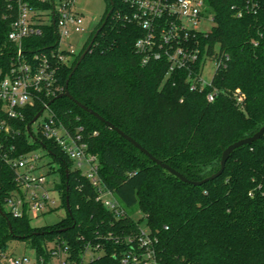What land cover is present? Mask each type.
<instances>
[{
  "label": "trees",
  "instance_id": "obj_1",
  "mask_svg": "<svg viewBox=\"0 0 264 264\" xmlns=\"http://www.w3.org/2000/svg\"><path fill=\"white\" fill-rule=\"evenodd\" d=\"M106 2L98 26L70 64L58 63L54 56L53 27L46 26L42 37L25 41V47L45 53L57 69L64 93L81 55L99 31L70 79L73 100L61 98L51 107L63 122L79 117L76 125L84 126L87 133L98 132L89 139V151L97 155L100 177L126 215L117 218L97 201L90 181L54 142L30 143L28 127L43 109L38 105L24 110V120L16 122L20 135L14 143L20 153L41 148L40 142L47 148L58 165L56 170L48 164V174L60 176L55 189L67 216L53 226L35 228L29 217L8 213L5 206L15 189V173L0 152V252H8L13 240L25 241L37 260L49 264L52 247L61 244L69 251L70 264H121L124 240L138 235L145 224L162 264H264V135L236 150L218 179L194 187L156 165L76 104L100 114L189 180L214 175L224 149L264 126V8L239 18L229 0H209L214 26L192 41L202 50L209 47L210 60L219 46L217 57L224 65L216 70L210 86L194 91V79L187 71L167 76L165 60L142 64L136 43L144 31L130 21L131 8L123 0ZM14 19V6L0 0V74L7 72L14 57L15 45L8 38ZM195 67L199 74L201 61ZM209 93L216 94L214 102L208 101ZM133 207L141 214L138 221L129 211ZM88 247L92 251L100 247V255L85 262Z\"/></svg>",
  "mask_w": 264,
  "mask_h": 264
},
{
  "label": "built area",
  "instance_id": "obj_2",
  "mask_svg": "<svg viewBox=\"0 0 264 264\" xmlns=\"http://www.w3.org/2000/svg\"><path fill=\"white\" fill-rule=\"evenodd\" d=\"M7 1L15 9V19L8 35L9 41L15 45V50L11 66L5 74H0V152L5 163L15 173V189L6 203V211L15 218L29 217L33 220L45 213H53L58 208L51 194L58 192L55 189L57 183L55 180L52 182L51 190L45 187L51 177L45 172L49 163H43L45 156L38 153L39 149H43L49 155L47 148L40 142L41 148L20 153L19 146L14 143L20 135L16 122L24 120L23 111L40 105L43 107L41 116L46 112L49 116L39 127L37 134L33 129L31 133L28 132L30 143L34 145L38 143V139L54 142L74 163V168L81 171L90 181L98 193L97 201L117 218L125 216L124 206L100 177L97 155L89 151V139L98 136V132L87 133L84 126L76 125L81 122L79 117L67 124L57 116L50 102L63 92L58 84L57 69L45 53L32 52L25 47V41L42 37L46 26L53 27L57 38L54 56L58 63L70 64L81 50L75 49L68 43V39L87 32L85 14L78 9L77 0ZM123 1L132 10L130 21L144 31V35L136 43V51L143 65L165 60L167 76L177 71L189 73V77L194 79L191 90L202 91L211 85L210 83L205 86L202 79L204 66L208 61H212L209 47L205 46L202 50L196 41H192L197 33L208 34L198 31L202 22L215 23V12L209 0ZM229 2L232 4L231 10L239 18L246 14L256 15L264 8V0ZM42 5H45V8ZM214 52L215 48L212 54L215 55L213 60L217 70L224 63L218 59L219 53ZM199 61L201 68L199 74H195V66ZM215 98V93L207 95L209 102H214ZM238 99L241 101L243 97L240 95ZM61 204L60 200V206ZM124 241L121 264H162L147 227L141 228L138 235L130 236ZM99 248L96 247L95 251H92L91 247H88L86 255L98 252ZM50 254L49 264H52L53 260H57L59 264H70L69 251L61 244L52 247ZM0 264H44V259L32 260L26 256L0 252Z\"/></svg>",
  "mask_w": 264,
  "mask_h": 264
},
{
  "label": "rangeland",
  "instance_id": "obj_3",
  "mask_svg": "<svg viewBox=\"0 0 264 264\" xmlns=\"http://www.w3.org/2000/svg\"><path fill=\"white\" fill-rule=\"evenodd\" d=\"M77 7L78 9L85 14V26L87 29V32L82 36H73L70 39H68V43L72 44L75 49H82L86 43L89 41L90 37L92 36L93 32L95 31L96 27L98 26L101 18L103 17L106 8H107V2L106 0H77ZM214 26L213 22H202L198 26V31L202 33H209ZM215 51L219 52V46H216ZM77 58V57H76ZM74 58L73 60H75ZM72 61V60H69ZM216 72V64L215 61H208L206 65L204 66L202 79L205 86L209 85L215 75ZM49 114L46 112L44 113L35 124L32 125V129L35 134L38 133L39 127L45 122V119L48 118ZM39 154L44 155L43 163L50 164L52 163L55 169H58V165L56 163H53V159L51 156L47 155L46 152L43 149H39ZM49 166L45 170L46 173H49ZM59 182L60 176L59 174H52L51 177H49L48 182L46 183V188L51 190L52 188V182L53 181ZM52 197L57 202L58 208L56 212L53 213H45L43 216L39 217L38 219L32 220V226L35 228H42V227H48L53 226L60 222L62 219H64L67 216L66 209L60 206V200L61 195L58 192H52ZM131 215L133 216L134 220L138 221L141 218V214L139 212L138 207H133L129 209ZM143 227H145V224H143ZM8 252L11 254H14L16 256H26L32 260H35L36 256L32 248L28 245L25 241H17L13 240L9 243V249ZM100 253H88L85 257V261L89 262L93 256H99ZM52 264H59L57 260H53Z\"/></svg>",
  "mask_w": 264,
  "mask_h": 264
},
{
  "label": "water",
  "instance_id": "obj_4",
  "mask_svg": "<svg viewBox=\"0 0 264 264\" xmlns=\"http://www.w3.org/2000/svg\"><path fill=\"white\" fill-rule=\"evenodd\" d=\"M111 15V12L107 15L108 19ZM105 25V23H104ZM103 25V26H104ZM99 34V31L95 34L94 38L92 39L91 43L88 45V47L86 48V50L84 51V53L81 55L77 65L75 66L72 74L70 75L69 79L66 82V90L64 93L60 94L59 96H57L54 100L51 101V103H53L55 100L61 99V98H68L70 100H73V97L70 95L69 91H68V85L70 82V79L72 78L74 72L76 71L77 67L80 65V63L85 59L86 55L89 53V51L91 50L93 43L95 41V39L97 38ZM76 104L83 109L84 111H86L87 113H89L90 115H92L93 117H95L96 119H98L99 121H101L102 123H104L110 130L115 131L117 134H119L122 138H124L125 140H127L129 143H131L135 148H137L142 154H144L145 156H147L152 162H154L156 165L160 166L162 169L168 171L170 174L174 175L176 178H178L181 182L192 185L194 187H200L208 182L214 181L216 179H218L224 172L226 164L230 158V156L238 149L244 147V146H251L254 143H257L262 136L264 135V126H262L260 128V130L253 136L248 137L246 139L240 140L238 142H235L234 144L230 145L229 147H227L226 149H224L223 153H222V157H221V167L220 170L215 173L214 175L202 180V181H191L188 178H186L183 174H181L180 172H178L177 170H175L174 168H172L171 166L163 163L161 160L157 159L156 157H154L148 150H146L141 144H139L136 140H134L132 137H130L129 135H127L126 133H124L122 130H120L119 128H117L114 124H112L111 122L107 121L105 118H103L100 114H98L97 112L83 106L80 103ZM42 112H40L38 115H36V117L34 118V120L32 121L31 125L34 124L39 117L41 116ZM31 125H29L28 127V132L31 133ZM68 178V175H67ZM68 210H69V206H68Z\"/></svg>",
  "mask_w": 264,
  "mask_h": 264
}]
</instances>
